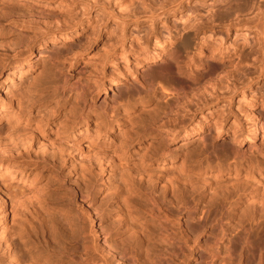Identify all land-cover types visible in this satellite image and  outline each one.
Returning <instances> with one entry per match:
<instances>
[{
  "label": "rangeland",
  "instance_id": "1",
  "mask_svg": "<svg viewBox=\"0 0 264 264\" xmlns=\"http://www.w3.org/2000/svg\"><path fill=\"white\" fill-rule=\"evenodd\" d=\"M170 2L0 0V102L8 105L12 97L15 108H27L31 123L17 129L35 131L51 146L35 145L13 159L0 157L17 168L18 177L35 183L25 189L39 195L35 201L46 215L40 217L43 221L10 202L7 237L0 235V264L13 262L7 239L13 253L23 255L19 237L29 233L44 237L42 229L53 224L65 231L79 228L80 238H87L89 250L98 257L139 241L149 254H156L162 248L161 232L167 240L183 241L180 231L186 227L187 210L180 213L168 205L173 218L163 228L158 217H137L134 204L145 209L148 202L126 195L133 182L169 198L171 190L184 182L207 200L229 193L236 202L234 215L244 220L264 207V129L253 151L239 145L252 132L255 115L264 116V0H184L174 9ZM23 27L24 37L19 32ZM176 52L195 80L187 82L191 88L187 99L171 108L168 92L186 79L162 76L159 65L171 66ZM20 64L22 73L11 86L10 72ZM152 80L155 91L146 83ZM76 83L86 88L83 97L71 90ZM163 113L172 121L170 130L153 124ZM82 115H89L90 122L89 130L82 129L74 140L78 148L60 146L64 133ZM108 123L112 131L103 127ZM8 126L1 121L0 134ZM196 136L199 139L189 150L180 147ZM96 149L119 157L102 159L98 151L94 155ZM164 152L169 153L165 165L158 159ZM18 184L14 180L11 187L21 191ZM190 200L184 195V201ZM89 212L98 231L95 240ZM25 213L30 215L26 218ZM217 229L195 234V240L178 250V259L162 264H210L216 248L222 252L227 243ZM38 253L44 254L42 249ZM46 255L49 262L58 263L57 256ZM213 261L219 264L221 259ZM141 263L160 264L147 254ZM62 264L93 263L77 255Z\"/></svg>",
  "mask_w": 264,
  "mask_h": 264
},
{
  "label": "bare ground",
  "instance_id": "2",
  "mask_svg": "<svg viewBox=\"0 0 264 264\" xmlns=\"http://www.w3.org/2000/svg\"><path fill=\"white\" fill-rule=\"evenodd\" d=\"M183 1L184 0H171L170 4L174 9L177 7H182ZM31 7L34 8L35 4H33ZM262 14L263 16L261 20L263 21L262 27L264 29V13L262 12ZM25 30L27 29L24 27L20 28V36H26V34L24 33ZM20 47H22L21 44ZM22 53L24 54V52ZM23 54H21V56H23ZM40 55L42 57L43 54ZM171 59V66H169L167 62H162L159 65L161 69L160 74H162V76L177 75L181 78V80L182 78L186 79L184 80L186 81V83L180 81V84L173 87L167 94V97H169V107L172 108L173 103L177 104L178 102L187 99L191 91L188 83L193 82L195 78H192L193 74H189L190 72L187 73V71L183 68L181 64V55L178 52H176L174 56L171 57ZM208 66L209 62H206L205 70L208 69ZM22 68L23 64H20L19 66H17V68L10 72L11 77L9 78V82L11 86H13L12 83L15 80L17 81L19 79L18 76L20 75H17V73H22L20 72V69ZM204 73L205 71L200 73V77L204 75ZM156 82L158 83L159 81L156 80ZM146 83L150 90L155 91L157 89L155 87L156 84L155 82H153V80L152 82L150 81ZM71 90L76 91L80 95V97H83L86 88L82 84L76 83L72 86ZM61 91L65 93V87H63ZM116 99L117 98L114 95L113 100L115 101ZM14 106L12 97L10 98L8 105H4V102L2 101L0 102V122L5 120L9 124V130L5 133L0 134V157H9L12 159L20 157L21 155L31 152L35 145H40L44 149H50V142H48V140H46V142L35 131L32 130L33 132H31L26 128L17 129L21 125L31 123L32 118L31 112L27 110V108H22V105H18L19 108H15ZM167 115L168 113L159 115L153 120V124L160 126L162 129L170 130L172 121ZM83 116L85 115H82L80 119L77 118V120L79 119L78 123L71 125L70 128L64 133L63 138L60 139V146L62 145V147L67 146L70 148H78V142L74 141L77 138V135L81 134L83 132L82 129L84 128H86V130H89L88 124L90 122V116ZM103 127L108 131H112L114 129V127L110 123L106 124ZM39 128L41 130V127ZM252 128V132L246 138L247 140H242L239 142V145H247L249 151H253L260 137L259 132L261 131V129H264V116L262 114L255 115V124ZM100 130L104 133L103 129ZM169 139L170 138H168L167 140ZM198 139L199 137L196 136L192 140H185L184 142H182V145L180 147H187L184 148V150H189L194 141ZM96 151H98L97 154ZM203 151L206 152L208 150L205 149ZM79 153L81 154V151H79ZM235 153L240 156L239 152ZM95 154L97 155V157L102 156L103 158L112 161L117 156H114L115 153L112 154L110 151L108 152V150L106 151L102 149H96L94 151V155ZM168 157L169 153L164 152L158 159H161L162 164L165 165ZM3 162L0 161V235L6 238V233L8 230V215L10 212L9 204L11 201V203L15 202V204H17L22 212H33L34 215L37 214L35 216H38L39 218H43V216L45 217L46 215L43 212L44 210H42L44 206H40L41 204L39 205V202H37L39 205L38 206L35 201V199L38 200L37 197L39 195L36 193L38 196L34 195V197L33 195L29 194L33 191L28 193V191L25 189L31 188L35 185V183H33V181L29 182V180H27L28 178H23L21 177L22 175L18 177L16 173L17 168L15 169L9 163H5L4 160ZM238 168L239 166L237 165L235 167L236 173H238ZM14 180L19 183L18 187H23L21 191H19V189L17 188L15 189L11 187V182H13ZM260 180L262 181V179ZM129 186V189L126 190L127 196L136 195L139 200L148 202L146 208L143 209L141 208L140 204L136 202L138 199L134 200L136 204H134L135 202L133 204L135 212L137 213V217H158L162 228L164 227L163 224L171 223V219L173 218L168 205L174 206L180 213L187 210L188 217L186 220V227L184 229L181 227L182 231H180V237L183 238V241L172 242V239L167 240V237H164V232H161L160 237L164 238V242H161L162 248L156 254H149L148 251L144 250L142 242L139 241L128 248H123L122 250L109 249L107 252H105L106 255L102 254L103 256L100 255L98 257L94 254L95 252H91L89 250V242L86 240L87 238H80L81 232H79L80 230H76L77 227L72 229V231H65L63 229H60L61 227L59 228L57 227V225L53 224L54 226H51V228L49 227V229L47 227H44L45 229H42L44 234H46V236L44 237L38 238L39 236L36 237L34 236L36 234L33 235L32 233L19 237V244L21 242V248L23 249V251H21L20 249V253L23 252V255L14 254L13 243L10 239H7L6 250L9 258L13 260L12 264H49L51 262H49L48 256L46 255L49 253L57 256H53L58 260V263L56 264H62L66 260H72L77 255L81 257V260L93 264H114L117 262L118 264H125L126 262L130 261L133 264H139L144 254H147L150 259L155 256L158 259L159 263L162 264L163 261L166 262L168 260L178 259L180 257L178 250H182L183 245H187L192 239L195 240V234L203 232L209 227L213 229H220L222 239H226L227 241L222 252L220 251L219 247L216 248V252L212 254L210 264H215L213 260H215L216 258L221 259V262L219 264H264V207L256 209L253 214L249 218H247V220H244L242 219V217L237 218L234 215V212L236 210L232 208L236 204V202L230 200L229 193L219 195L216 199L213 197H209V200H207L208 196H206L202 192H198L199 190L189 186L187 182H184V186L178 187L177 190H171L172 196L171 198H169V196H167L165 192L159 193L155 189L144 184H135L133 182L130 183ZM184 195H188L191 200L189 202L184 201ZM197 197L199 198L197 199ZM165 206L167 207L165 208ZM52 209L56 208L52 207ZM49 211L50 210H48V212ZM161 214H163L164 217ZM29 215L26 214V218ZM88 218V220H90L92 224V234L95 240V235L98 234V231L95 229L96 226H94V217L90 212L88 214ZM45 220L46 219H44L43 221ZM176 220L180 221L179 219ZM248 222L251 226L250 229H247ZM48 235L49 238L47 239L46 237ZM171 246H173L172 249H170ZM39 249H42L44 252L42 256L38 253ZM193 251L194 250H192V252ZM184 255L188 257L189 253H186Z\"/></svg>",
  "mask_w": 264,
  "mask_h": 264
}]
</instances>
